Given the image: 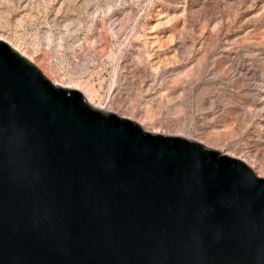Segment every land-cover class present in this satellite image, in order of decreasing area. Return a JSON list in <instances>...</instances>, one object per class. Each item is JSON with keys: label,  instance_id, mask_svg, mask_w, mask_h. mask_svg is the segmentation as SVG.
<instances>
[{"label": "water", "instance_id": "water-1", "mask_svg": "<svg viewBox=\"0 0 264 264\" xmlns=\"http://www.w3.org/2000/svg\"><path fill=\"white\" fill-rule=\"evenodd\" d=\"M0 264H264V177L96 107L0 39Z\"/></svg>", "mask_w": 264, "mask_h": 264}, {"label": "rangeland", "instance_id": "rangeland-1", "mask_svg": "<svg viewBox=\"0 0 264 264\" xmlns=\"http://www.w3.org/2000/svg\"><path fill=\"white\" fill-rule=\"evenodd\" d=\"M0 39L96 107L264 177V0H0Z\"/></svg>", "mask_w": 264, "mask_h": 264}, {"label": "snow or ice", "instance_id": "snow-or-ice-1", "mask_svg": "<svg viewBox=\"0 0 264 264\" xmlns=\"http://www.w3.org/2000/svg\"><path fill=\"white\" fill-rule=\"evenodd\" d=\"M186 145L182 141H173L170 145L165 142L166 154L174 156L180 160L183 158Z\"/></svg>", "mask_w": 264, "mask_h": 264}, {"label": "bare ground", "instance_id": "bare-ground-1", "mask_svg": "<svg viewBox=\"0 0 264 264\" xmlns=\"http://www.w3.org/2000/svg\"><path fill=\"white\" fill-rule=\"evenodd\" d=\"M253 168V165H250ZM254 169V168H253Z\"/></svg>", "mask_w": 264, "mask_h": 264}]
</instances>
